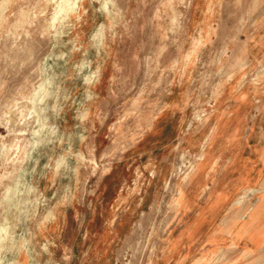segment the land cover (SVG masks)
I'll return each instance as SVG.
<instances>
[{"label":"rangeland","instance_id":"374dc122","mask_svg":"<svg viewBox=\"0 0 264 264\" xmlns=\"http://www.w3.org/2000/svg\"><path fill=\"white\" fill-rule=\"evenodd\" d=\"M7 263L264 264V0H0Z\"/></svg>","mask_w":264,"mask_h":264},{"label":"bare ground","instance_id":"6f19581e","mask_svg":"<svg viewBox=\"0 0 264 264\" xmlns=\"http://www.w3.org/2000/svg\"><path fill=\"white\" fill-rule=\"evenodd\" d=\"M40 93H42V92H40ZM37 98V97H36ZM23 105H25V104H22V106ZM23 109H24V107H22ZM21 111V110H20ZM23 111L24 110H22V112L21 113H23ZM28 112V111H27ZM19 114H20V112H19ZM22 115H24V117H25V113L24 114H22ZM26 118V117H25ZM19 119H20V117H19ZM23 127V126H22ZM22 127H21V129H22ZM24 128V127H23ZM16 129V128H15ZM19 129V128H18ZM18 129H17V131H18ZM26 129V128H25ZM23 130V129H22ZM16 131V130H15ZM38 133V132H37ZM34 145H35V143H34ZM35 147V146H34ZM260 147V146H259ZM259 150V149H258ZM260 222V221H259ZM2 228V227H1ZM3 229V228H2ZM261 237H262V235H260ZM261 242V241H260ZM248 248V247H247ZM7 264H10V263H7ZM32 264V263H31Z\"/></svg>","mask_w":264,"mask_h":264}]
</instances>
